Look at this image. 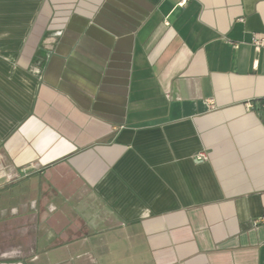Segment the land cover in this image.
Segmentation results:
<instances>
[{
	"label": "crops",
	"instance_id": "obj_1",
	"mask_svg": "<svg viewBox=\"0 0 264 264\" xmlns=\"http://www.w3.org/2000/svg\"><path fill=\"white\" fill-rule=\"evenodd\" d=\"M264 0H0V264H264Z\"/></svg>",
	"mask_w": 264,
	"mask_h": 264
},
{
	"label": "built area",
	"instance_id": "obj_2",
	"mask_svg": "<svg viewBox=\"0 0 264 264\" xmlns=\"http://www.w3.org/2000/svg\"><path fill=\"white\" fill-rule=\"evenodd\" d=\"M253 44L257 50L261 49L264 46V34L259 33L254 36Z\"/></svg>",
	"mask_w": 264,
	"mask_h": 264
}]
</instances>
